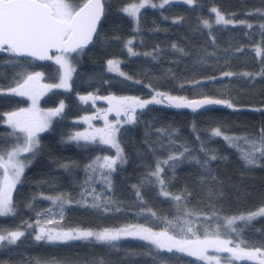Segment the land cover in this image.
Wrapping results in <instances>:
<instances>
[{"label":"trees","instance_id":"trees-1","mask_svg":"<svg viewBox=\"0 0 264 264\" xmlns=\"http://www.w3.org/2000/svg\"><path fill=\"white\" fill-rule=\"evenodd\" d=\"M83 1L72 0L76 4ZM137 1L106 0L91 44L73 54L70 88H52L38 99L41 108H55L63 101L65 109L48 131L39 133L40 147L30 154L21 181L13 189L15 214L0 217V231L25 232L16 245L0 249V264H205L186 253L159 250L130 236L107 245L95 240L36 241L32 233L37 226L102 231L144 225L179 239L185 237V220H190L202 237L205 228L215 231L225 217L246 214L264 203V165H244L241 149L247 150L248 145L239 139L259 140L264 129V75H260L264 61L255 51L264 44L260 27L264 0H197L193 6L173 2L164 8L146 5L138 22L121 10ZM212 6L236 23L217 25ZM180 17L183 20L174 23ZM204 19L210 20V29L203 26ZM129 40L138 55L129 54L125 47ZM108 59L119 61L120 70L131 79L108 71ZM33 72L43 73V82H56L58 71L49 60L37 62L8 52L0 55V153L15 142V136L9 135L11 129L2 123L4 114L28 106L25 96L7 90ZM225 72L234 75L224 76ZM154 92L187 99L209 96L234 107L193 111L149 103L136 109L133 123L117 126L116 141L125 162H118L111 173L98 167L103 157L112 155L109 146L70 140L82 128L79 118L102 106L100 101H81L80 96L91 93L92 97L130 96L150 101ZM215 128L223 135L213 136ZM224 136L238 139L230 146ZM202 145L219 159L210 161L207 168L185 160L175 170L165 166L162 173L170 181L168 191L185 196L178 207L159 194L160 185L154 177L150 182L149 173L158 159L178 154L184 147L203 161L207 157ZM133 185L139 187L143 202ZM57 197L66 201L62 209L54 203ZM94 203L100 207H93ZM185 205L192 216L183 215ZM233 227L239 236L233 233L232 237L248 247L264 248V216L237 220Z\"/></svg>","mask_w":264,"mask_h":264},{"label":"snow or ice","instance_id":"snow-or-ice-1","mask_svg":"<svg viewBox=\"0 0 264 264\" xmlns=\"http://www.w3.org/2000/svg\"><path fill=\"white\" fill-rule=\"evenodd\" d=\"M151 0H140L139 4L130 3L123 7L121 10L138 22L140 10L148 5ZM174 0H162L158 5L164 8L165 5L173 3ZM184 4L193 6L197 0H182ZM153 8L157 7L156 4H151ZM106 0H84L80 4L72 2V0H0V52H8L14 57H31L36 60H55L59 65L60 76L59 83L40 85V79L43 76L41 72H33L23 78V82H17L16 87L9 88L7 91L10 94L17 96H26L32 101L29 108H21L18 111L5 113L6 123L13 129L10 136H15L16 133L22 134L15 136L17 144L6 153L7 159L5 160L4 154H0V169H3V175L0 176V217H7L15 214V206L13 201V189L21 181V176L24 172L25 164L18 157L22 153L35 154L40 147L39 133L48 131L55 117H59L64 109L65 104L63 101L51 109L41 110L37 107V101L43 94L44 90L52 88L69 89L72 73L75 69L72 67L69 54L83 51L93 40L94 33L97 32V26L105 14ZM211 12L215 14V23L217 25L234 24L236 21L229 16L226 17L221 11L213 7ZM264 15V11L260 13ZM251 15V13H249ZM183 17L174 20V23H179ZM239 23H245L240 21ZM205 28H211L212 24L209 19L202 20ZM251 28V24H247ZM264 29V24L260 25ZM133 41L129 40L125 47L130 55H138L131 47ZM173 48H177L173 44ZM55 50L58 55H50V52ZM179 51L183 52L182 49ZM241 51V49H237ZM256 54L264 61V44L258 46ZM150 55V53H145ZM19 63V61H17ZM119 61L108 60V70L117 72L125 79H131L119 68ZM224 76H232L233 73L225 72ZM243 75L249 76L251 74L244 73ZM260 75H264L262 69ZM214 79V78H212ZM140 81H136L139 83ZM199 83V82H197ZM2 91V90H0ZM92 97L90 93L88 96H80L81 101L86 102ZM109 101L108 111H115L117 116L121 112L125 115L133 113L126 120V123H133L135 121V109L137 107L144 108L149 103H163L167 100L168 105L175 108H190L193 111L209 105L223 104L228 108H233L234 105L227 100L213 99L204 97L200 100H188L183 96H172L167 93L157 92L150 101H141L136 97H103ZM93 117H85L84 119L90 120ZM105 127L97 129L91 137L88 134L76 133L70 137V140L80 139H95L98 134L100 140L104 144H109L116 149L115 157H104V163L100 165L101 168H106L109 173L115 171L117 163H124L123 149L116 141V132L119 130L116 126L109 123L107 115L104 116ZM117 123H119L117 121ZM212 135L219 137L223 133L219 128L212 129ZM224 139L232 146L238 138L224 136ZM244 142L248 145V149H241V159L245 166H261L264 165V129L260 131L259 140L245 138ZM201 151L204 152L206 159L201 161L197 157H193L190 150L184 147V151L178 154H170L167 159L157 160L156 166L153 171L149 173V179L155 178V182L160 185L159 194L165 198H169L177 202L185 200L184 195H173L168 191V184L162 173L166 171L165 166L175 170L185 160H195L202 168H207V165L212 160L219 159L218 155L211 150L207 149L204 145L201 146ZM187 154V155H186ZM64 167H68L64 165ZM91 167V165L89 166ZM95 170V169H94ZM107 179V177H105ZM136 188V196L143 202V197L138 186ZM222 195V193H221ZM66 201L57 197L54 203L58 204L61 209ZM93 207H100V204L94 203ZM184 216L190 217L193 212L187 210L185 205ZM105 207V211H107ZM119 210V209H117ZM151 211V210H149ZM152 216L156 214L151 213ZM215 215V213H213ZM257 216H264V207L258 211L249 213L247 216L241 215L239 217H225V224H217L215 231H209L208 228L204 229L203 236L199 234V229H194L191 226L190 220H185L187 228L182 231L185 232L184 238H177L175 235H170L168 231H153L151 227L144 225H135L130 227L121 228L118 230L103 229L102 231L91 230H70V231H52L40 229L34 236L36 241L47 240L50 243L54 242H67L72 240H95L98 243L112 245V242L120 240L124 236H130L144 240L154 245L159 250H166L171 253L176 252L186 253L188 256L195 257L199 261H204L205 264H236L238 261H251L254 264H264V248L262 247H248L244 241L237 240L231 234L239 236L236 228L233 225L237 220L251 221ZM210 220L211 217H205ZM225 229L226 231H222ZM25 236L24 231L15 230L7 231L6 233L0 231V249L6 246L16 245L21 237ZM228 237V238H225ZM213 255H209V252ZM103 264V262H101Z\"/></svg>","mask_w":264,"mask_h":264},{"label":"rangeland","instance_id":"rangeland-1","mask_svg":"<svg viewBox=\"0 0 264 264\" xmlns=\"http://www.w3.org/2000/svg\"><path fill=\"white\" fill-rule=\"evenodd\" d=\"M174 2H180V3H183L182 2V0H174ZM136 4H139L140 3V0H138L137 2H135ZM160 3H162V0H151V2L148 4V6L149 7H152L151 6V4H156L157 5V7H158V5L160 4ZM126 6V5H125ZM124 6V7H125ZM213 8V6L211 7V9ZM74 53H72V54H69V59L71 60V63H72V67L74 68V55H73ZM55 55H58V53H56V54H53V56H55ZM108 60H116V59H108ZM108 60H106L105 61V67H106V69L108 70V64H107V61ZM53 65H55L56 66V68H57V71H58V73H57V79H56V82L54 83V84H57V83H59V76H60V69H59V65H57L56 63H55V60L53 59V60H49ZM109 71V70H108ZM111 72V71H110ZM113 73H116V72H113ZM24 77H26V75L24 76ZM40 80H42V79H40ZM20 83H22L23 82V79H22V82H21V80L19 81ZM60 89H64V88H60ZM44 93V92H43ZM156 93L157 92H154L153 94H152V97L154 96V95H156ZM26 97V96H25ZM108 97H116V96H108ZM122 97H130V96H122ZM152 97H151V99H152ZM28 98V97H27ZM40 98V97H39ZM116 98H120V97H116ZM29 100V104H28V106H27V108H29V106H31V104H32V101L30 100V99H28ZM90 104H92V102H94V101H100V103H102V106L101 107H99V108H94V109H92V112H90L89 114H86V115H83V116H81L80 118H79V121L82 123V128H81V130L79 131V133H84V134H88L90 137H91V135L92 134H94L95 132H96V130L97 129H102V128H104L105 127V120H104V116L105 115H107V120H108V122L109 123H111V124H113L114 126H118L119 124H121V123H123V122H125L126 120H127V115H125L123 112H121V114H120V116H117L116 115V112L115 111H108V109H109V107H110V105H109V101L107 100V99H103V97H99V96H95V97H93V99H89V100H87ZM164 103V102H163ZM37 107L39 108V109H41V110H47V109H44V108H40L38 105H37ZM139 107H137L136 109H138ZM49 109H51V108H49ZM136 109H135V111H136ZM133 113H130V115H132ZM85 117H93L92 119H90V120H85L84 118ZM117 121L119 122V123H117ZM2 123L3 124H5V125H7L8 126V124L6 123V116L4 115L3 116V120H2ZM9 127V126H8ZM10 129H11V132H13V129L11 128V127H9ZM76 133H78V132H76ZM76 133H73V135L72 136H74ZM15 136H21V143H22V134H20V133H16L15 134ZM80 141H85V142H97V143H100V144H103V145H107V146H109L110 148H111V151H112V155H109V157H115L116 156V149L114 148V147H112L111 145H109V144H104V143H102L101 142V140H100V137H99V135L97 134L96 136H95V139H87V140H85V139H80ZM18 142H17V140H16V138H15V142L13 143V145L11 146V147H9L8 149L6 148L5 149V151H3L2 153H0V154H4V157H5V160L7 159V155H6V153L8 152V151H10L16 144H17ZM18 159H20V160H22L23 162H24V164H25V166L28 164V162L30 161V159H31V157H30V154L29 153H22L19 157H18ZM104 163V157L100 160V162H99V168L103 171V172H106V171H108V169H106V168H101L100 167V165H102ZM3 175V169H0V176H2ZM261 207H264V203L262 204V206H260V207H258V208H256L255 210H252V211H250V212H248V213H246V214H243L244 216H247L249 213H252V212H256V211H258ZM239 216H241V215H236V216H231V217H239ZM231 217H228V218H231ZM222 223L223 224H225L226 223V221L225 220H222ZM125 227H130V226H121V227H118V228H114V229H110V230H118V229H121V228H125ZM40 229H45L46 231L47 230H52V231H62V230H60V229H50V228H47V227H36V228H34V230H33V237L37 234V232L40 230ZM70 230H80V229H76V228H70V229H66V230H63V231H70ZM214 253L213 252H211V250H210V252H209V255H213ZM195 258V257H194ZM204 262V261H203ZM205 263V262H204ZM37 264H61V263H57V262H43V263H37Z\"/></svg>","mask_w":264,"mask_h":264},{"label":"water","instance_id":"water-1","mask_svg":"<svg viewBox=\"0 0 264 264\" xmlns=\"http://www.w3.org/2000/svg\"><path fill=\"white\" fill-rule=\"evenodd\" d=\"M94 35H95V33H94ZM94 35H93V37H94ZM90 44H91V42L87 46H85V48H87ZM4 53L5 52H0V55H2ZM53 54H56L55 50H52V52H50V55H53ZM25 58H30V59H32L34 61H37V62H45V61H48V60H36V59L31 58V57H25ZM204 97H209V96H202V97L192 98V99H188V100H200V99H203ZM210 98H213V97H210ZM213 99H216V98H213ZM164 103L168 105L167 100H164ZM224 106L225 105H223V104H220V105H209V106H205L203 108L197 109L196 111H203V110L212 109V108H221V107H224ZM180 109L192 110L190 108H180ZM129 116H130V113L127 115V120L129 119Z\"/></svg>","mask_w":264,"mask_h":264},{"label":"flooded vegetation","instance_id":"flooded-vegetation-1","mask_svg":"<svg viewBox=\"0 0 264 264\" xmlns=\"http://www.w3.org/2000/svg\"><path fill=\"white\" fill-rule=\"evenodd\" d=\"M21 82H22V80H21ZM49 83H46V82H43V81H41L40 80V85H48ZM15 86H17V84L15 85ZM47 90H44V93L46 92ZM43 93V94H44ZM42 94V95H43ZM42 95L40 96V97H42ZM27 98V97H26ZM40 99V98H39ZM27 100H28V98H27ZM38 102V101H37ZM28 104H29V100H28ZM37 105H38V103H37ZM30 107V106H29ZM41 108V107H40ZM44 109H48V108H44Z\"/></svg>","mask_w":264,"mask_h":264}]
</instances>
